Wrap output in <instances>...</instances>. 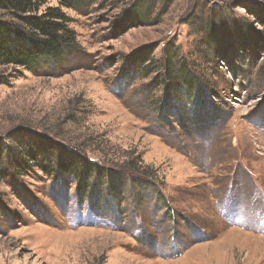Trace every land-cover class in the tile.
I'll return each instance as SVG.
<instances>
[{"label":"rangeland","instance_id":"rangeland-1","mask_svg":"<svg viewBox=\"0 0 264 264\" xmlns=\"http://www.w3.org/2000/svg\"><path fill=\"white\" fill-rule=\"evenodd\" d=\"M64 10L77 51L0 66V155L78 148L103 181L80 193L32 154L2 168L0 264H264V0ZM205 24L220 35L212 61ZM165 47L205 74L199 102L173 100Z\"/></svg>","mask_w":264,"mask_h":264},{"label":"trees","instance_id":"trees-1","mask_svg":"<svg viewBox=\"0 0 264 264\" xmlns=\"http://www.w3.org/2000/svg\"><path fill=\"white\" fill-rule=\"evenodd\" d=\"M49 1L0 0V66L32 69L40 63L63 62L70 53L80 48L78 35L71 25L72 19L64 8L80 9L93 0H55L57 5H47ZM200 28L198 31L204 34L203 42L212 53V61L215 54H222L220 51L222 48H219L220 44L217 41L220 35L215 33L218 27L212 28V24H205L200 25ZM149 59L148 54L143 62L136 64L139 72L150 73L149 65L145 62ZM161 64L164 68L163 78L168 91L173 94V100L184 98L191 104L199 102L203 93L201 87L205 81V74L195 71L196 68L193 70L196 64L180 54L178 49L168 47L164 49V60ZM169 102L173 103L171 98ZM20 142V148L26 144L24 140ZM5 154L6 152L0 155V171L2 168L10 170L14 167L18 172L19 167H24V159L32 154V158L36 159L41 156L39 161L46 172L56 175L65 172L74 177L80 193L84 191V187L85 190L95 188L94 182L98 178L103 181L102 173L105 168L95 161L88 160L78 148L58 149L57 153L53 151L51 155L46 149L27 152L23 148L16 151L12 166L7 163ZM91 204L94 205V202Z\"/></svg>","mask_w":264,"mask_h":264}]
</instances>
